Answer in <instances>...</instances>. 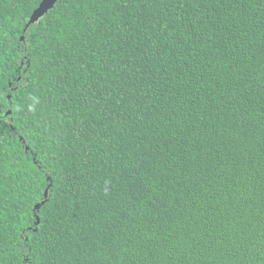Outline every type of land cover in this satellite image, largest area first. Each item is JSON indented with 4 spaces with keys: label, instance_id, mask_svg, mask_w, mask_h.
<instances>
[{
    "label": "trees",
    "instance_id": "1",
    "mask_svg": "<svg viewBox=\"0 0 264 264\" xmlns=\"http://www.w3.org/2000/svg\"><path fill=\"white\" fill-rule=\"evenodd\" d=\"M40 2L0 0V264H264V0Z\"/></svg>",
    "mask_w": 264,
    "mask_h": 264
},
{
    "label": "water",
    "instance_id": "2",
    "mask_svg": "<svg viewBox=\"0 0 264 264\" xmlns=\"http://www.w3.org/2000/svg\"><path fill=\"white\" fill-rule=\"evenodd\" d=\"M57 3V0H41L37 8L32 12L30 18H29V24L36 23L42 16H44L50 9L54 7V5ZM27 25V26H28ZM26 26V27H27ZM23 37H21V41H23ZM10 111L6 112V116L10 115ZM47 191L45 192V199H46ZM43 203V202H42ZM41 204H37L35 206V211H38ZM38 223V218H36V224Z\"/></svg>",
    "mask_w": 264,
    "mask_h": 264
},
{
    "label": "snow or ice",
    "instance_id": "3",
    "mask_svg": "<svg viewBox=\"0 0 264 264\" xmlns=\"http://www.w3.org/2000/svg\"><path fill=\"white\" fill-rule=\"evenodd\" d=\"M57 2H62V0H57Z\"/></svg>",
    "mask_w": 264,
    "mask_h": 264
}]
</instances>
